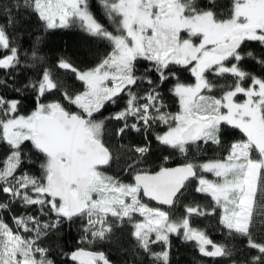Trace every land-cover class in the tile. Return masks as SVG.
Masks as SVG:
<instances>
[{
  "label": "snow or ice",
  "instance_id": "snow-or-ice-1",
  "mask_svg": "<svg viewBox=\"0 0 264 264\" xmlns=\"http://www.w3.org/2000/svg\"><path fill=\"white\" fill-rule=\"evenodd\" d=\"M99 5L103 18L89 0L0 4V88L13 93H0V213H36L0 215V264H56L45 244L62 226L79 232L63 264H114L105 249L121 236L122 264H173V237L213 264H264V0ZM77 24L105 52L55 62L79 82L69 90L43 53ZM22 68L35 78L17 83ZM208 217L223 242L195 226Z\"/></svg>",
  "mask_w": 264,
  "mask_h": 264
},
{
  "label": "trees",
  "instance_id": "trees-1",
  "mask_svg": "<svg viewBox=\"0 0 264 264\" xmlns=\"http://www.w3.org/2000/svg\"><path fill=\"white\" fill-rule=\"evenodd\" d=\"M10 0H0V4L9 3ZM90 8L93 13L97 16V18H103V10L100 8L99 0H89ZM25 20H30V17L25 16ZM5 21L3 18H0V24H3ZM38 22L32 21L31 26L27 23L23 25L20 31L17 33L18 40L17 43L25 50H27L31 45L32 33L37 31ZM102 41L95 40V38L88 37L87 34L83 33L79 28L78 24L74 25L68 29H59L55 30L52 33L48 34L47 37V45L44 48V55L48 61L49 67H51L58 75V77L64 81V85L69 90H74L79 86V82L75 81L72 77L71 73H66L64 70L57 69L55 67V62L58 61L63 56H68L73 59V61L79 64L81 61L91 60L93 55L96 53L103 54L105 52V48L101 45ZM248 70L259 72V66L255 65L252 62L249 65ZM36 69L33 68H22L18 70L16 82L19 83L21 80H28L35 78ZM3 72H0V79H4ZM0 93L6 94L7 96H12L13 93L11 90H5L0 88ZM25 99H23V108L24 111H31L33 107L32 96L31 93H26ZM215 154L211 151L204 154V158H210ZM30 174L36 175L39 171L38 165H30L29 166ZM7 199L5 194L0 192V203H6ZM36 214L34 209H23L18 204L13 205V211L7 214L0 213L4 218L10 222V217L12 215L18 214ZM42 219H47L46 217H42ZM204 229L210 238L214 239L217 242H223L224 236L219 230L217 221L215 217L208 218H200L195 225ZM258 236L261 234H257ZM47 243L46 247L50 248V258L56 261V264H63L65 260V256L63 253L68 252L69 250H74L77 246V241L79 239V232L76 227L68 228L67 226H62V231L57 232L55 235L46 238ZM173 264H197L198 260H206L205 258H200L199 254L196 250L190 246L182 243L178 237H173ZM117 244L123 245L124 247L128 246L127 240L125 236H121L118 241L114 242L110 249L106 248L105 250L110 251V256L114 261V264H122L124 259H131L126 254H120L116 251ZM237 247H240L238 244ZM157 250H159L157 248ZM222 264H231L230 260H223L220 258ZM145 261L147 262V257H145ZM208 264H213V262H209Z\"/></svg>",
  "mask_w": 264,
  "mask_h": 264
},
{
  "label": "flooded vegetation",
  "instance_id": "flooded-vegetation-1",
  "mask_svg": "<svg viewBox=\"0 0 264 264\" xmlns=\"http://www.w3.org/2000/svg\"><path fill=\"white\" fill-rule=\"evenodd\" d=\"M206 260H208L209 262H212L211 260H210V258H205Z\"/></svg>",
  "mask_w": 264,
  "mask_h": 264
},
{
  "label": "rangeland",
  "instance_id": "rangeland-1",
  "mask_svg": "<svg viewBox=\"0 0 264 264\" xmlns=\"http://www.w3.org/2000/svg\"><path fill=\"white\" fill-rule=\"evenodd\" d=\"M209 178H211V176H209Z\"/></svg>",
  "mask_w": 264,
  "mask_h": 264
}]
</instances>
